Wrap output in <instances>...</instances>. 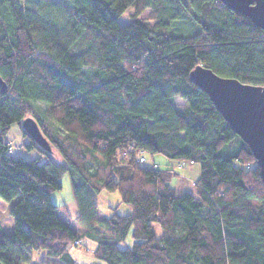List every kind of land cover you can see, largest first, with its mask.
<instances>
[{"label": "trees", "instance_id": "1", "mask_svg": "<svg viewBox=\"0 0 264 264\" xmlns=\"http://www.w3.org/2000/svg\"><path fill=\"white\" fill-rule=\"evenodd\" d=\"M199 65L264 87V29L219 0H0V198L16 200L0 262L78 264L80 247L99 264H264L260 168L190 80ZM27 118L50 150L24 131ZM14 125L37 158L14 154ZM144 152L198 164L192 189L171 185L174 168L144 166ZM66 173L82 234L51 200ZM103 190L132 211L102 218Z\"/></svg>", "mask_w": 264, "mask_h": 264}, {"label": "water", "instance_id": "2", "mask_svg": "<svg viewBox=\"0 0 264 264\" xmlns=\"http://www.w3.org/2000/svg\"><path fill=\"white\" fill-rule=\"evenodd\" d=\"M219 1L228 9L245 15L256 26L264 29V0ZM190 80L210 97L231 130L249 146L264 182V87L247 85L233 78L218 76L211 69L201 65L190 73ZM0 92H8V85L1 76ZM22 127L38 145L50 150L46 138L33 119H25Z\"/></svg>", "mask_w": 264, "mask_h": 264}, {"label": "rangeland", "instance_id": "3", "mask_svg": "<svg viewBox=\"0 0 264 264\" xmlns=\"http://www.w3.org/2000/svg\"><path fill=\"white\" fill-rule=\"evenodd\" d=\"M131 14L132 10L125 12L121 17L120 22L123 25H127L131 21ZM147 15L148 11L143 13L140 18H146ZM174 104L179 110H185L188 108V104L179 97L175 98ZM9 136L12 139L11 144L15 155L23 156L26 159H34L40 155L36 149H27V147L24 145V143L27 141L24 139L17 125H14L11 128ZM142 156L145 158V162L143 163L144 166H155L158 169L174 168L179 175L173 178L171 182L173 187H178L180 185L183 186V184H185V188L187 190H191L194 180L198 179L200 175V166L198 164L189 165L178 160H170L162 154H151L149 152H144ZM51 200L56 206L66 205L68 211L64 212L63 210L59 209V216L67 221L78 234H82L84 229L75 220L78 214V208L74 200L69 173H66L63 176L62 188L60 190L54 191L51 194ZM97 201L99 206V215L102 218L110 217L113 214V208H117V212L123 215L132 211L131 207L122 201L118 192H109L103 190L98 195ZM15 202L16 200L5 201L0 198V226L7 233H11L13 231V219L10 216V208ZM153 226L157 235H160V226L158 224H154ZM133 242L134 241L130 233L126 241L121 242L119 245L121 248L131 247ZM83 245H86L91 249L95 247V244L86 238L83 241ZM71 254L77 260L78 264H99V262L93 257L92 253L86 251L85 248L82 249L80 247H73L71 249ZM36 255L38 259H41L43 256L42 253ZM37 258L36 260L38 261Z\"/></svg>", "mask_w": 264, "mask_h": 264}, {"label": "built area", "instance_id": "4", "mask_svg": "<svg viewBox=\"0 0 264 264\" xmlns=\"http://www.w3.org/2000/svg\"><path fill=\"white\" fill-rule=\"evenodd\" d=\"M144 160H145L144 157H141L140 162H143Z\"/></svg>", "mask_w": 264, "mask_h": 264}]
</instances>
